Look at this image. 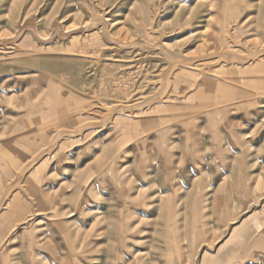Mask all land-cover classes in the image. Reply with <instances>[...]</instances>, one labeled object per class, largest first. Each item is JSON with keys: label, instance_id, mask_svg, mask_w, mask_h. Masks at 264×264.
<instances>
[{"label": "rangeland", "instance_id": "374dc122", "mask_svg": "<svg viewBox=\"0 0 264 264\" xmlns=\"http://www.w3.org/2000/svg\"><path fill=\"white\" fill-rule=\"evenodd\" d=\"M0 264H264V0H0Z\"/></svg>", "mask_w": 264, "mask_h": 264}]
</instances>
